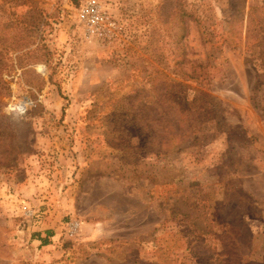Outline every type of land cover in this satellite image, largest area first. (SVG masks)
I'll return each instance as SVG.
<instances>
[{"label":"rangeland","instance_id":"rangeland-1","mask_svg":"<svg viewBox=\"0 0 264 264\" xmlns=\"http://www.w3.org/2000/svg\"><path fill=\"white\" fill-rule=\"evenodd\" d=\"M85 1L0 0V264H264V0Z\"/></svg>","mask_w":264,"mask_h":264},{"label":"built area","instance_id":"built-area-1","mask_svg":"<svg viewBox=\"0 0 264 264\" xmlns=\"http://www.w3.org/2000/svg\"><path fill=\"white\" fill-rule=\"evenodd\" d=\"M78 20L85 25L88 34L101 35L106 17L94 0H86L78 11Z\"/></svg>","mask_w":264,"mask_h":264},{"label":"trees","instance_id":"trees-1","mask_svg":"<svg viewBox=\"0 0 264 264\" xmlns=\"http://www.w3.org/2000/svg\"><path fill=\"white\" fill-rule=\"evenodd\" d=\"M5 40H2L0 38V42H4ZM7 68V62L5 60V54L3 51L0 50V97L4 96L8 93V87L7 84L4 82L3 78H2V71L3 69ZM198 98L195 99V101H197ZM176 114L178 113L179 115H185L186 117L190 118V123L189 124H194V123H198L200 122V120L205 119V115H208L209 117V113H207L206 111H201L198 108L195 109L193 108H189V109H182L179 110L178 107L174 108ZM208 119V118H207ZM180 126H171V131H176L179 130ZM189 127V126H188ZM190 129V127L188 128ZM175 132V133H176ZM50 236L49 232H45V237L44 238H40L41 244L42 245H46L47 244V240L48 237Z\"/></svg>","mask_w":264,"mask_h":264}]
</instances>
